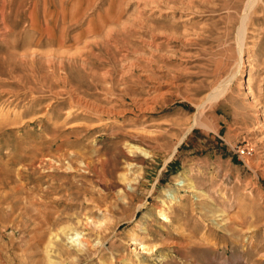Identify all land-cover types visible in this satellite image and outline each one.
<instances>
[{"label": "rangeland", "instance_id": "rangeland-1", "mask_svg": "<svg viewBox=\"0 0 264 264\" xmlns=\"http://www.w3.org/2000/svg\"><path fill=\"white\" fill-rule=\"evenodd\" d=\"M246 2L0 0L3 264H264V0L224 88ZM160 208L196 237L168 240ZM104 212L97 250L58 255Z\"/></svg>", "mask_w": 264, "mask_h": 264}, {"label": "bare ground", "instance_id": "bare-ground-1", "mask_svg": "<svg viewBox=\"0 0 264 264\" xmlns=\"http://www.w3.org/2000/svg\"><path fill=\"white\" fill-rule=\"evenodd\" d=\"M256 0H247V2L244 4V9L243 12L241 14V18L239 21V25L237 27V33H236V41L238 44V48H239V58L236 62L235 65V69L231 72L230 76H228L227 80L224 82V88L226 89L228 87V85H230L231 83L234 82L236 75L239 73V68L241 63L244 61L243 59V55H242V49L244 46V31L245 30V22L247 20V16H248V12L252 9L254 3ZM251 71H247V77L246 80L244 81L246 83V86H244V88L246 89V95L247 98H251L252 96V88H251V82H252V76H251ZM55 91V90H54ZM222 91V89H217L215 93H213L214 96H217L218 94H220V92ZM74 96V95H73ZM253 98V97H252ZM7 99V98H6ZM152 106V105H151ZM200 113L197 112L195 114L194 117V124H199V125H204L202 124L203 122L200 121L199 118ZM208 126V125H207ZM68 169V168H67ZM191 185V184H190ZM125 193V191H123ZM254 210V209H253ZM252 210V211H253ZM257 211V210H256ZM260 211V210H259ZM193 211H189L188 212H184L185 216L191 215ZM257 213V212H256ZM261 213V211L259 212ZM158 214L161 216V218H158L159 222L161 223L162 228L165 229V231H161L159 230L161 233L165 234L168 240H171L173 238L175 239H183L182 236L183 235H178L177 234V227H175L174 225H176L178 219H173L171 217V214L169 213L168 210L164 209V208H160L158 210ZM109 215V214H108ZM107 213L104 212V214H102L101 218L99 219H95L92 218L90 216H88L86 218V220L84 219V221H81V231H83V233L80 236H76L73 237L72 235L68 236L69 239H71L72 243V249L70 247H63L61 249H59L58 251V255H60L61 257L67 259L70 255L72 256L73 254L76 255L77 259L79 258L80 255H83L85 253H90V252H94L95 250L98 249L99 245H102V241H99L98 243H93V240L91 239V233L93 234V232L97 233L98 235H100V239L103 238V233H106L107 231H109L110 228H112V223H110V219L108 217ZM87 216V215H86ZM196 219H198V217H196ZM12 222V221H11ZM16 223V222H15ZM11 224V223H10ZM17 225V224H16ZM19 225V224H18ZM4 226V225H3ZM11 226V225H10ZM13 226V224H12ZM178 226L180 227V229L183 227L182 232L186 231V226L185 223L180 224L178 222ZM2 228V226H0ZM16 227V226H15ZM65 227V226H64ZM4 228V227H3ZM68 228V227H67ZM66 229V228H65ZM64 229V231H65ZM77 229V228H76ZM69 230V229H68ZM86 230L90 231V232H86ZM2 231V230H1ZM80 231V232H81ZM63 232V231H62ZM70 232V230H69ZM66 233V231H65ZM1 234V233H0ZM75 235V234H73ZM196 235L195 233L189 232L185 239L183 240H192L194 236ZM96 237V236H95ZM151 238V231L149 230V226L145 225L142 229L141 232H132L129 235V241L130 244L133 245L132 250H138L141 252H146L148 254H150V256L154 255L157 252L163 251V248L165 247V244H168V240L166 239L165 244L161 245L158 243L153 242L152 240H150ZM207 238V237H206ZM2 239V237H1ZM4 239V238H3ZM99 239V238H98ZM95 241V240H94ZM98 241V240H96ZM173 241V240H172ZM194 241V240H193ZM204 241V240H203ZM11 242V241H10ZM174 242V241H173ZM7 244V243H6ZM5 244V245H6ZM10 244V243H9ZM174 244V243H173ZM49 245H52V243L50 242L48 244V247H50ZM1 243H0V247H1ZM5 248V247H4ZM2 248V249H4ZM7 249V247H6ZM1 250V249H0ZM52 251V250H51ZM1 252V251H0ZM49 253H50V248H49ZM2 253H0V264H3V261H5L4 257L1 255ZM88 255V254H87ZM50 256V254H48V257ZM56 256V255H55ZM57 257V256H56ZM75 257V258H76ZM85 257V256H84ZM118 258V257H117ZM7 260V259H6ZM78 261V260H76ZM75 261V262H76ZM225 261V260H224ZM9 262V261H7ZM118 262H120V264H127L125 261L124 257H120L118 259ZM49 264H54L53 261L51 259H49L48 261ZM103 264H105L104 262H102ZM6 264V263H5ZM11 264V262H10ZM110 264H113L112 262ZM160 264H164L163 262Z\"/></svg>", "mask_w": 264, "mask_h": 264}, {"label": "built area", "instance_id": "built-area-1", "mask_svg": "<svg viewBox=\"0 0 264 264\" xmlns=\"http://www.w3.org/2000/svg\"><path fill=\"white\" fill-rule=\"evenodd\" d=\"M237 150H239V149H237ZM239 151H240L241 154H244V155H247V156L251 154V151L249 150L248 146H245V147L241 148Z\"/></svg>", "mask_w": 264, "mask_h": 264}]
</instances>
